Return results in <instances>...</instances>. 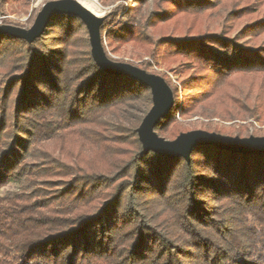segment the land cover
I'll return each mask as SVG.
<instances>
[{
	"label": "trees",
	"instance_id": "trees-1",
	"mask_svg": "<svg viewBox=\"0 0 264 264\" xmlns=\"http://www.w3.org/2000/svg\"><path fill=\"white\" fill-rule=\"evenodd\" d=\"M149 1L101 37L107 55L105 34L183 74L181 90L157 74L175 103L155 132H188L177 116L264 125V0H153L143 15ZM0 77V264H264V156L144 155L151 90L101 70L79 18L53 17L33 44L0 35Z\"/></svg>",
	"mask_w": 264,
	"mask_h": 264
},
{
	"label": "water",
	"instance_id": "water-1",
	"mask_svg": "<svg viewBox=\"0 0 264 264\" xmlns=\"http://www.w3.org/2000/svg\"><path fill=\"white\" fill-rule=\"evenodd\" d=\"M57 15L74 16L83 22L88 31L93 60L101 70L109 75L130 78L151 90L152 107L137 129L144 155L152 152L165 158H183L189 163L195 148L211 146L231 154L264 156V137L242 138L202 130L182 133L173 141L160 137L155 128L174 107L173 90L159 75L110 59L101 37V28L106 18L95 16L78 0L50 1L42 7L30 29L0 25V35L33 44L43 36L51 20Z\"/></svg>",
	"mask_w": 264,
	"mask_h": 264
},
{
	"label": "rangeland",
	"instance_id": "rangeland-1",
	"mask_svg": "<svg viewBox=\"0 0 264 264\" xmlns=\"http://www.w3.org/2000/svg\"><path fill=\"white\" fill-rule=\"evenodd\" d=\"M55 0H0V25H11L15 27H20L24 29H30L42 7ZM80 2V0H78ZM98 10L99 17H108L115 12H120L119 19L128 11L130 6V0H89ZM153 8V0L143 7V15L150 12ZM124 9V10H122ZM221 23L209 25V29L213 32L221 31ZM239 28H236L232 36H235ZM106 34L104 35L105 42L104 45L107 49L108 56L117 62L131 64L140 69L144 68L146 64H150L147 67V72L151 74H162L165 75L170 83L178 87L181 90L180 82L182 80L183 74L173 73L168 70V68L162 63V61L156 62L151 57L146 56L140 50L133 48L132 46L124 47L119 53H113L108 47L106 41ZM176 67L175 65H173ZM0 79H2L0 77ZM135 115V111H132ZM178 122L183 128V130L196 131L202 130L207 131L208 126L211 125L212 128L224 129L229 131L232 135L229 136H240L244 137H264V125L247 120L245 122L235 121V122H223L217 119H205L198 116H193L189 118H181L177 116ZM246 129V130H245ZM209 132V131H208ZM187 133V132H184ZM166 140H170L168 136H161ZM172 141V140H170ZM18 189V185L11 183L1 190V194H5L9 191H15Z\"/></svg>",
	"mask_w": 264,
	"mask_h": 264
},
{
	"label": "bare ground",
	"instance_id": "bare-ground-1",
	"mask_svg": "<svg viewBox=\"0 0 264 264\" xmlns=\"http://www.w3.org/2000/svg\"><path fill=\"white\" fill-rule=\"evenodd\" d=\"M79 2V1H78ZM83 7L93 13L95 16L99 17L97 8L89 0H80L79 2Z\"/></svg>",
	"mask_w": 264,
	"mask_h": 264
}]
</instances>
